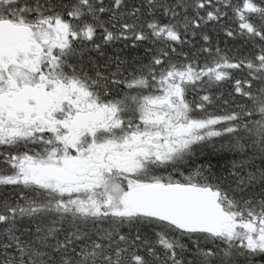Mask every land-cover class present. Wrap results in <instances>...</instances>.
I'll list each match as a JSON object with an SVG mask.
<instances>
[{
    "label": "snow or ice",
    "instance_id": "snow-or-ice-1",
    "mask_svg": "<svg viewBox=\"0 0 264 264\" xmlns=\"http://www.w3.org/2000/svg\"><path fill=\"white\" fill-rule=\"evenodd\" d=\"M0 264H264V0H0Z\"/></svg>",
    "mask_w": 264,
    "mask_h": 264
}]
</instances>
